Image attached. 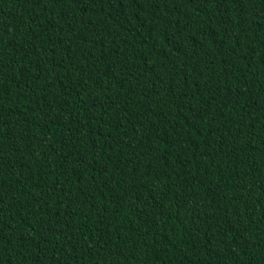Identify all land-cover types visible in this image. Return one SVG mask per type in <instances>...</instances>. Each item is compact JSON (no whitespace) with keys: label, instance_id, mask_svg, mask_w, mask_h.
Returning a JSON list of instances; mask_svg holds the SVG:
<instances>
[{"label":"trees","instance_id":"obj_1","mask_svg":"<svg viewBox=\"0 0 264 264\" xmlns=\"http://www.w3.org/2000/svg\"><path fill=\"white\" fill-rule=\"evenodd\" d=\"M0 264H264V0H0Z\"/></svg>","mask_w":264,"mask_h":264}]
</instances>
